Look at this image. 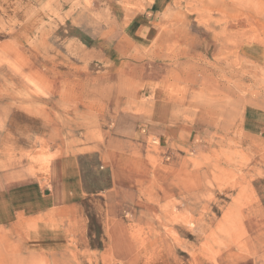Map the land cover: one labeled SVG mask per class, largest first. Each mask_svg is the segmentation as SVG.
Instances as JSON below:
<instances>
[{
    "label": "rangeland",
    "instance_id": "1",
    "mask_svg": "<svg viewBox=\"0 0 264 264\" xmlns=\"http://www.w3.org/2000/svg\"><path fill=\"white\" fill-rule=\"evenodd\" d=\"M0 264H264V0H0Z\"/></svg>",
    "mask_w": 264,
    "mask_h": 264
},
{
    "label": "crops",
    "instance_id": "2",
    "mask_svg": "<svg viewBox=\"0 0 264 264\" xmlns=\"http://www.w3.org/2000/svg\"><path fill=\"white\" fill-rule=\"evenodd\" d=\"M145 24L136 19L131 28L133 31L143 32ZM59 158L51 164V171L46 175L44 187L39 189L31 186H11L6 190V201L9 214L17 217L18 214L33 215L74 200L81 199L88 193L83 188V181L77 165L69 164ZM5 221L10 217L4 218Z\"/></svg>",
    "mask_w": 264,
    "mask_h": 264
}]
</instances>
